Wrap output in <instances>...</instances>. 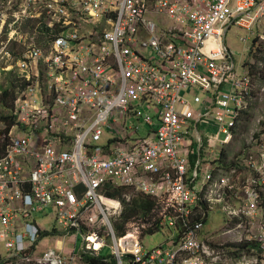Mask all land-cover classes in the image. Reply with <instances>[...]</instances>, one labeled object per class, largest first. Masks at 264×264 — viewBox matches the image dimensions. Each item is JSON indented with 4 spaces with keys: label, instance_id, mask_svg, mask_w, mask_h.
I'll return each instance as SVG.
<instances>
[{
    "label": "built area",
    "instance_id": "built-area-1",
    "mask_svg": "<svg viewBox=\"0 0 264 264\" xmlns=\"http://www.w3.org/2000/svg\"><path fill=\"white\" fill-rule=\"evenodd\" d=\"M20 18L51 32L18 64L0 264H77L106 240L117 264H264V115L246 125L250 76L225 44L232 25L264 26V0H23ZM229 84L237 91L223 93ZM109 182L154 200L170 247L115 236L122 202L102 197ZM43 237L61 238L59 251L37 257Z\"/></svg>",
    "mask_w": 264,
    "mask_h": 264
},
{
    "label": "rangeland",
    "instance_id": "rangeland-1",
    "mask_svg": "<svg viewBox=\"0 0 264 264\" xmlns=\"http://www.w3.org/2000/svg\"><path fill=\"white\" fill-rule=\"evenodd\" d=\"M23 4V0H0V95L4 90H8L13 78L21 79L20 70H19V61L24 55L30 51L38 44L42 35L38 32L39 28L44 29L43 25L46 24L45 20L38 19L34 23L32 20H28L25 18L18 19V16L21 11V6ZM34 27V28H33ZM264 31V26L255 27L253 31L247 30L236 25H232L228 30L225 37V44L229 49L232 57L235 61V68L238 72L244 73L248 72L250 76V87L248 88V95L246 94V111L244 118L246 119L249 125V129L256 125L257 118L260 115H264V80L260 76V72L255 74H251V65L255 64L254 58L251 56L250 49L253 44V40L255 38H259V42L264 41L262 34ZM259 36V37H258ZM251 64V65H250ZM14 75V77L11 76ZM20 88L17 90L19 93ZM193 89H189L186 93H188V98L190 100L193 99L192 96ZM230 91L236 92V88L232 85H227L222 88L223 93H229ZM185 93V94H186ZM202 98L207 96V93L203 91L197 92ZM198 106H195L197 108ZM211 126V129L202 130V126L200 127V131L203 134L204 132H213L215 127L217 126L214 121H205ZM141 125L140 135H145L146 131L149 130L147 126L141 124L139 120H133L130 122V125ZM241 127L238 129V136H235L236 145H240L241 141H239V136L243 135L245 132V127L241 124ZM6 129V126L0 125V134L3 130ZM133 136L135 138L138 136L137 133L133 132ZM205 137L204 135H202ZM11 137V135H10ZM222 137V136H221ZM137 193L135 191L130 190V193ZM130 194V195H131ZM103 198H107L102 195ZM118 201V199H110ZM120 202V201H119ZM154 207V206H153ZM153 210V209H152ZM113 212V209L110 210V213ZM119 215L113 216L118 217ZM41 216H39L40 218ZM112 217V218H113ZM221 221V216L218 214L212 215L208 221V225L206 229L210 231V228L213 226L218 227L216 222ZM149 224H145L140 218L135 219V221H130L126 224V233L127 234H140V239L142 240V246L145 251H151L154 248L162 245V249L166 247H170L172 245V241L169 240L173 230L170 228L164 227L155 233L148 235L146 234L144 228H147ZM114 231V230H113ZM55 234H58L56 231H53ZM125 233V234H126ZM121 237V236H120ZM217 240H224V237H220V235L216 236ZM71 243V239L67 240L65 247H68V244ZM106 247L102 251V254H109L111 252L110 249V241L106 240ZM62 239L58 237H43L40 239L37 245V257H41L48 250H54L56 252L59 251L61 247ZM81 241L79 240L75 244V249L78 250L80 248ZM242 245V244H241ZM240 245V247H242ZM6 242H0V256L6 254ZM74 245H72L73 248ZM68 249V248H67ZM70 249V248H69ZM68 250H65V255H67ZM117 263V262H116ZM79 264V263H77Z\"/></svg>",
    "mask_w": 264,
    "mask_h": 264
},
{
    "label": "trees",
    "instance_id": "trees-1",
    "mask_svg": "<svg viewBox=\"0 0 264 264\" xmlns=\"http://www.w3.org/2000/svg\"><path fill=\"white\" fill-rule=\"evenodd\" d=\"M33 21V20H32ZM36 21H34L35 23ZM44 29L39 28L38 32L42 35L39 44L46 46V37L50 34V29L43 25ZM34 28V27H33ZM57 29L54 33H57ZM251 56L255 60V64L251 65V74L260 72L261 78L264 80V41L259 42V38L253 40L250 49ZM14 77L13 74H11ZM11 85L8 90H4L0 95V125L6 126L0 134V154H6L11 144V132L17 125V119L14 116L15 103L18 98L17 90L21 88L22 80L16 77L10 80ZM25 87V86H24ZM129 188L123 186H116L111 182L107 183L104 187L102 194L107 198L118 199L122 202L120 215L111 220L114 234L116 237L125 235L126 224L130 221L140 218L145 224H150L145 230L146 234L151 235L160 230L155 226L153 212L154 200L139 193H130ZM131 194V195H130ZM125 195H130L127 199ZM153 225V226H152ZM19 263V261H17ZM79 264H117L113 254L98 253L94 255L89 252L79 255ZM36 264V263H33Z\"/></svg>",
    "mask_w": 264,
    "mask_h": 264
},
{
    "label": "bare ground",
    "instance_id": "bare-ground-1",
    "mask_svg": "<svg viewBox=\"0 0 264 264\" xmlns=\"http://www.w3.org/2000/svg\"><path fill=\"white\" fill-rule=\"evenodd\" d=\"M259 37V36H258ZM151 199V198H150ZM109 206L112 207V206H116L117 203L116 202H108Z\"/></svg>",
    "mask_w": 264,
    "mask_h": 264
},
{
    "label": "crops",
    "instance_id": "crops-1",
    "mask_svg": "<svg viewBox=\"0 0 264 264\" xmlns=\"http://www.w3.org/2000/svg\"><path fill=\"white\" fill-rule=\"evenodd\" d=\"M206 101H207V100H206V97L203 98V102H206ZM146 132H147V131H146ZM146 134H147V133H146ZM129 138L132 139V137H130V136H129ZM127 144H131V142H128ZM66 250H68V249H66Z\"/></svg>",
    "mask_w": 264,
    "mask_h": 264
}]
</instances>
